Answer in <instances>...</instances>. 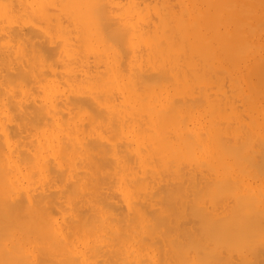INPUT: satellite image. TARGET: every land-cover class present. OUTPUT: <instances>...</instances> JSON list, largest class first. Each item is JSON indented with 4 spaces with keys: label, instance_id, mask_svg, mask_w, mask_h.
Instances as JSON below:
<instances>
[{
    "label": "bare ground",
    "instance_id": "bare-ground-1",
    "mask_svg": "<svg viewBox=\"0 0 264 264\" xmlns=\"http://www.w3.org/2000/svg\"><path fill=\"white\" fill-rule=\"evenodd\" d=\"M0 264H264V0H0Z\"/></svg>",
    "mask_w": 264,
    "mask_h": 264
}]
</instances>
